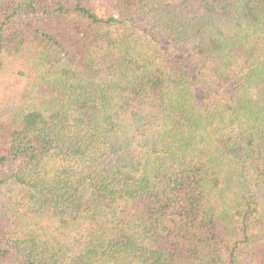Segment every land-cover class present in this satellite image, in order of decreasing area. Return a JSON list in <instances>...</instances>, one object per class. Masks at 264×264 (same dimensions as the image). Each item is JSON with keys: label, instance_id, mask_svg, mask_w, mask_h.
<instances>
[{"label": "trees", "instance_id": "obj_1", "mask_svg": "<svg viewBox=\"0 0 264 264\" xmlns=\"http://www.w3.org/2000/svg\"><path fill=\"white\" fill-rule=\"evenodd\" d=\"M10 71L0 264H264V0H0Z\"/></svg>", "mask_w": 264, "mask_h": 264}, {"label": "rangeland", "instance_id": "obj_2", "mask_svg": "<svg viewBox=\"0 0 264 264\" xmlns=\"http://www.w3.org/2000/svg\"><path fill=\"white\" fill-rule=\"evenodd\" d=\"M100 7L103 8V5ZM24 93L25 82L16 74V71H10L0 78V99L9 100L13 104H21Z\"/></svg>", "mask_w": 264, "mask_h": 264}]
</instances>
